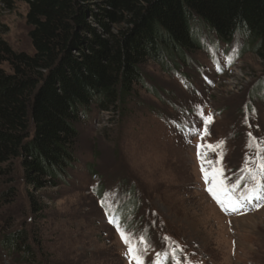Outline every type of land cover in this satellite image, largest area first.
<instances>
[{
  "label": "rangeland",
  "instance_id": "rangeland-1",
  "mask_svg": "<svg viewBox=\"0 0 264 264\" xmlns=\"http://www.w3.org/2000/svg\"><path fill=\"white\" fill-rule=\"evenodd\" d=\"M27 11L22 1H13L11 9L0 4V38L32 53ZM196 28L203 47L185 52L177 68L148 62L144 86L136 85L123 110L112 113L93 104L80 113L76 160L56 186L36 191L26 185L20 163L11 174L0 171V240L25 229L36 260H20L23 254L0 243V264H135L109 222L124 203L132 210L138 205L119 216L120 224L130 228L134 241L141 234L153 241L143 251L145 264L176 245L183 248L182 262L188 257L198 264H264V201L224 216L211 203V177L206 183L197 154L202 142L205 168L207 161L222 168L226 185L241 177L247 152L238 147L249 134L243 104L253 82L264 77V63L253 53L239 56L240 34L227 44L207 27ZM250 117L263 146L264 103ZM255 145L247 146L254 158ZM12 189L15 196L8 199L4 193ZM33 193L42 211L34 210Z\"/></svg>",
  "mask_w": 264,
  "mask_h": 264
},
{
  "label": "trees",
  "instance_id": "trees-1",
  "mask_svg": "<svg viewBox=\"0 0 264 264\" xmlns=\"http://www.w3.org/2000/svg\"><path fill=\"white\" fill-rule=\"evenodd\" d=\"M13 1L0 4L11 9ZM16 1L28 6L33 52L16 51L0 38V171L11 174L20 163L23 181L36 191L56 186L73 166L80 113L93 104L123 110L143 85L148 62L177 68L185 52L203 47L198 24L227 44L240 34L239 56L253 53L264 63V0ZM263 89L262 76L247 92L248 107ZM32 203L42 211L34 193ZM137 205L132 210L124 203L121 214ZM27 234L5 233L0 243L35 263Z\"/></svg>",
  "mask_w": 264,
  "mask_h": 264
},
{
  "label": "snow or ice",
  "instance_id": "snow-or-ice-1",
  "mask_svg": "<svg viewBox=\"0 0 264 264\" xmlns=\"http://www.w3.org/2000/svg\"><path fill=\"white\" fill-rule=\"evenodd\" d=\"M203 116L202 111L199 113ZM211 117L205 118V133H207L206 125L210 121ZM245 123H247V118H245ZM193 132H198L197 129H193ZM250 137V146L252 143L256 142V138L252 137L251 133L248 134ZM223 141L219 142L222 144ZM258 149L257 161L255 167H249V158L245 159V166L242 169L244 173L247 174V179L250 181L245 184L244 191L240 192L238 195L235 194V191L242 179L245 177H240L233 183L230 187L226 186L225 179L223 178V169L216 168L213 165L212 161H207V164L210 166L209 168H205V161L203 158V153L199 151L204 148V145H198V158L201 159V172L203 173V177L206 183L209 181L211 177V184L207 187V191L216 199V201L220 204L222 210L225 212H238L241 209L247 208L249 204L255 203V206L259 207V202L264 201V156L259 155L260 151H264V149L260 148V145L256 143L255 145ZM208 148H215L217 146L208 145ZM102 205L105 203L101 201ZM109 222L113 223L117 231L119 232L122 241L127 245L126 256L130 258V260H134L135 264H145L143 259V251H146L149 247L147 242V237L144 234L139 236L138 241H134L132 235L127 232V230L119 223L118 219L114 216L109 217ZM170 239V238H165ZM138 245H143V250H141ZM183 248L179 245L171 249H165L162 252L156 254V258L153 260L152 264H166L168 260H172L173 264H198V262L191 261L188 257H185L183 262L178 256V253H182Z\"/></svg>",
  "mask_w": 264,
  "mask_h": 264
}]
</instances>
